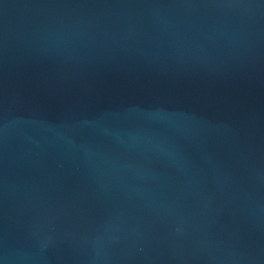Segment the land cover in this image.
Instances as JSON below:
<instances>
[{"label":"water","instance_id":"obj_1","mask_svg":"<svg viewBox=\"0 0 264 264\" xmlns=\"http://www.w3.org/2000/svg\"><path fill=\"white\" fill-rule=\"evenodd\" d=\"M0 264H264V0H0Z\"/></svg>","mask_w":264,"mask_h":264}]
</instances>
